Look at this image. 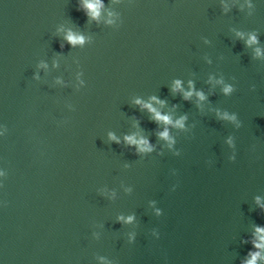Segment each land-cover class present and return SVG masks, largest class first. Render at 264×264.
Wrapping results in <instances>:
<instances>
[{"label": "water", "instance_id": "95a60500", "mask_svg": "<svg viewBox=\"0 0 264 264\" xmlns=\"http://www.w3.org/2000/svg\"><path fill=\"white\" fill-rule=\"evenodd\" d=\"M258 228L264 0H0V264H264Z\"/></svg>", "mask_w": 264, "mask_h": 264}, {"label": "clouds", "instance_id": "9594fccd", "mask_svg": "<svg viewBox=\"0 0 264 264\" xmlns=\"http://www.w3.org/2000/svg\"><path fill=\"white\" fill-rule=\"evenodd\" d=\"M86 8L90 11L91 15L93 18L97 17L99 15L98 13V3H86ZM67 40L73 45L75 46L77 43H82L83 42V37H77L71 33H69V35L67 36ZM256 40H255V37H253L250 41H249V44L251 43H255ZM259 51V50H258ZM176 90H180V81H176ZM232 92V88L230 87H226L224 89V93L225 94H230ZM192 92H187L185 93V96L184 98L185 99H189L191 96H192ZM199 98L201 100L205 99L203 93H196ZM155 99V98H153ZM159 102V101H157ZM141 102L140 101H137V104H140ZM144 107H146L150 112L154 113L155 115V118L157 121H163L164 123L166 124H170L172 121L170 119V117H168L167 115H161L159 112L156 111V109H154L152 107L151 104H146L144 105ZM231 119L235 120V117H231ZM176 126L177 127H183V119L181 120H178L176 122ZM161 137L164 138V139H168L169 136H168V132L167 130H165L164 132H162L161 134ZM113 140H115L116 138L113 136L111 137ZM126 140L129 144H132V145H137L138 148H139V151L141 152H146V151H151V146L149 145V142L146 140V139H140V140H137L134 136H129V137H126ZM118 142V141H117ZM257 232L258 233H264V229H260L258 228L257 229ZM260 239L262 241H264V235L260 236ZM257 247H262L264 245H261V244H258L256 245ZM257 255H254L253 256V259L248 261V264H255V260L257 259Z\"/></svg>", "mask_w": 264, "mask_h": 264}]
</instances>
